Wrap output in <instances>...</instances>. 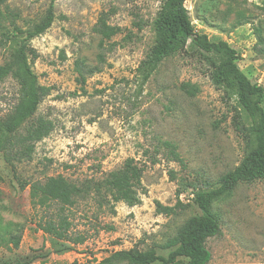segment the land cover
Returning a JSON list of instances; mask_svg holds the SVG:
<instances>
[{
	"label": "rangeland",
	"instance_id": "rangeland-1",
	"mask_svg": "<svg viewBox=\"0 0 264 264\" xmlns=\"http://www.w3.org/2000/svg\"><path fill=\"white\" fill-rule=\"evenodd\" d=\"M163 2L0 1V64L9 58L10 40L19 29L24 34L32 30L52 6L55 14L52 26L30 43L38 55L32 68L51 89L37 114L52 120L54 129L15 169L0 152V218L21 236L19 248L1 243L0 264H97L117 250L152 246L166 255L168 240L200 213L193 187L178 197L182 183L215 187L241 163L246 147L237 123L245 115L236 98L213 83L201 55L180 52L167 58L140 89L136 70L154 43L153 21ZM186 6L196 30L212 41L230 42L243 71L264 87V51L256 50L264 39V0H186ZM104 11L122 31L111 41L118 44L108 51L107 63L82 86L75 63L99 64L100 37L94 27ZM186 82L199 86L197 95L181 87ZM18 91L13 78L0 83L2 116L13 108ZM165 142L176 145L180 160ZM130 157L145 166L137 205L83 202L72 231L86 236L83 243L49 234L58 202L29 183L59 174L77 182L102 178ZM179 199L191 205L172 215L158 212V202L175 206ZM213 209L222 233L208 240L209 264H264V182L240 184Z\"/></svg>",
	"mask_w": 264,
	"mask_h": 264
},
{
	"label": "trees",
	"instance_id": "trees-1",
	"mask_svg": "<svg viewBox=\"0 0 264 264\" xmlns=\"http://www.w3.org/2000/svg\"><path fill=\"white\" fill-rule=\"evenodd\" d=\"M54 20L52 6L42 22L32 30L24 34L19 29L10 40L9 58L0 64V83L13 78L19 86L17 100L11 111L6 116L0 114V152L5 151V160L13 169L16 168L17 161L30 159L36 143L50 135L54 129L52 120L37 114L40 104L51 89L40 83L32 68L38 55L30 46L31 41L45 33ZM136 24L141 27L139 22ZM153 29L154 43L136 70L140 89H143L167 58L180 52L201 55L211 68L213 83L235 97L239 109L245 115V119L238 121L237 128L244 139L246 153L239 165L221 177L217 186L204 189L194 183L184 182L178 188V197L188 187L194 188L193 200L200 213L190 217L177 234L168 240L166 247L171 250L166 255L159 254L153 246L147 249L134 247L114 251L97 264H183L184 260L186 264H209L213 255L208 247V240L222 233L221 219L213 209V203L230 195L242 183L264 182V87L254 83L240 67L238 50L226 40L212 41L207 34L198 32L186 0H164L153 21ZM94 31L100 37L97 55L99 64L91 67L83 61H76V81L82 86L87 83L88 77L99 72L107 63L108 51H112L118 44L111 41L122 29L111 24L108 12L104 11L100 14ZM130 35L128 33L127 36ZM256 50L260 53L264 51V39H260ZM181 87L190 96H195L200 91L199 86L190 82L183 83ZM165 143L171 156L180 160L176 145ZM144 171L145 166L130 157L122 167L108 172L102 178L77 182L59 174L29 185L58 202L49 234L78 244L86 239L82 233L72 232L81 203L93 200L98 206L106 207L110 203L123 201L130 206L137 205L141 201L139 190ZM171 176L175 177L173 171ZM2 180L0 173V182ZM190 205L179 199L175 206H165L158 202L157 209L159 213L172 215L177 213V208H187ZM4 232L8 235L4 236ZM0 238V245L6 242L15 248L20 246L21 236L11 232L10 224L3 225L1 218ZM28 263L30 262L24 264Z\"/></svg>",
	"mask_w": 264,
	"mask_h": 264
}]
</instances>
